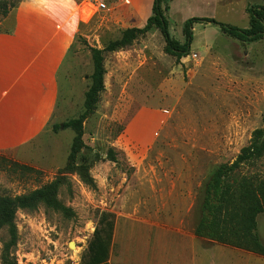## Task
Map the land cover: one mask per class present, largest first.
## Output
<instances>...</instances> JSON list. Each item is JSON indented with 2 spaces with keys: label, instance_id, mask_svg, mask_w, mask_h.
I'll return each mask as SVG.
<instances>
[{
  "label": "rangeland",
  "instance_id": "obj_1",
  "mask_svg": "<svg viewBox=\"0 0 264 264\" xmlns=\"http://www.w3.org/2000/svg\"><path fill=\"white\" fill-rule=\"evenodd\" d=\"M100 1L108 8L82 28L68 74L64 70L61 76L58 124L84 111L93 72L89 48L103 49L124 31L110 20L112 0ZM252 6L264 7V0H165L163 4L168 8L170 33L181 43L187 20L210 18L247 28ZM193 34L190 55L179 62L165 53L159 30L139 37L126 49L105 54L106 90L85 122L87 148L77 161L92 183L80 171L59 174L76 136L72 129L44 136L40 162L66 160L61 168L31 172L0 156V196L28 194L60 177L59 200L72 210L66 215L43 204L18 210V242L10 259L18 264H83L103 212L115 215L110 264L142 263L149 234L165 233L182 223L190 230L197 227L215 171L233 163L252 143L254 132L264 129V38L243 43L206 23H195ZM150 105L164 123L156 134H142L138 119L156 118L144 110ZM111 148L116 163L107 158ZM241 174L264 177V158L243 167ZM258 234L264 244V214L258 216ZM9 241L7 229L0 228V264H5ZM251 257L248 264H264L258 256Z\"/></svg>",
  "mask_w": 264,
  "mask_h": 264
},
{
  "label": "crops",
  "instance_id": "obj_2",
  "mask_svg": "<svg viewBox=\"0 0 264 264\" xmlns=\"http://www.w3.org/2000/svg\"><path fill=\"white\" fill-rule=\"evenodd\" d=\"M154 1L112 0L110 20L124 30L142 28L153 14ZM97 12L96 0H20L1 21L0 156L41 170L66 164L40 162L44 136L58 124L61 76L64 70L68 74L72 48ZM144 110L156 118L140 117L138 131L156 134L164 121L156 107ZM195 230L182 223L165 233L149 234L144 261L129 264H248L251 256L264 262V256L200 238Z\"/></svg>",
  "mask_w": 264,
  "mask_h": 264
},
{
  "label": "trees",
  "instance_id": "obj_3",
  "mask_svg": "<svg viewBox=\"0 0 264 264\" xmlns=\"http://www.w3.org/2000/svg\"><path fill=\"white\" fill-rule=\"evenodd\" d=\"M165 0H155L152 16L144 27H132L123 31L120 39L110 42L105 48L90 47L93 61V73L90 76L91 85L85 93L84 111L78 118L70 119L62 124H55L53 132L72 129L76 136L73 140L67 165L59 174L80 171L81 165L77 163L78 156L87 146L84 141V125L98 107L102 93L106 90L105 54L118 52L133 45V43L148 33L159 30L164 36L165 53L176 57L177 61L190 55L191 45L194 41L193 25L206 23L220 27L227 36L243 43H253L264 38V7L252 6L249 8L250 25L239 28L224 25L215 19L194 17L185 22L183 32L185 42L174 39L170 33V25L164 8ZM0 0V17L2 20L15 9L18 3L4 4ZM1 20V21H2ZM264 129H258L253 134L252 143L244 147L236 160L231 164H222L213 174L205 190L203 202V216L198 223L195 233L200 238L215 241L246 250L256 255L264 256V244L258 234V216L264 214V177H253L241 174L245 166L254 165L264 158ZM109 161L118 162L113 148L108 150ZM22 170L35 172L30 166L16 164ZM81 172V171H80ZM84 180L93 182L88 172H81ZM61 178L44 185L28 194L18 196H0V228L7 229L10 241L5 248V264H18L10 259L12 249L18 242V228L16 215L18 210H34L39 204L45 205L53 211L70 214L59 200ZM115 215L103 212L98 226L89 242L87 252L83 256V264H110V250L114 234Z\"/></svg>",
  "mask_w": 264,
  "mask_h": 264
},
{
  "label": "built area",
  "instance_id": "obj_4",
  "mask_svg": "<svg viewBox=\"0 0 264 264\" xmlns=\"http://www.w3.org/2000/svg\"><path fill=\"white\" fill-rule=\"evenodd\" d=\"M96 6H97L98 11H104L108 8L107 4L103 1H100V0H96ZM191 56L196 57V55H194V54H192Z\"/></svg>",
  "mask_w": 264,
  "mask_h": 264
},
{
  "label": "water",
  "instance_id": "obj_5",
  "mask_svg": "<svg viewBox=\"0 0 264 264\" xmlns=\"http://www.w3.org/2000/svg\"><path fill=\"white\" fill-rule=\"evenodd\" d=\"M263 139H264V137H263Z\"/></svg>",
  "mask_w": 264,
  "mask_h": 264
}]
</instances>
